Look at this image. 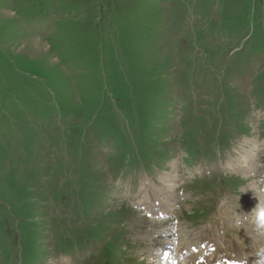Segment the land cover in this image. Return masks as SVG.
Wrapping results in <instances>:
<instances>
[{
  "label": "rangeland",
  "instance_id": "obj_1",
  "mask_svg": "<svg viewBox=\"0 0 264 264\" xmlns=\"http://www.w3.org/2000/svg\"><path fill=\"white\" fill-rule=\"evenodd\" d=\"M252 184L264 0H0V264H264Z\"/></svg>",
  "mask_w": 264,
  "mask_h": 264
},
{
  "label": "bare ground",
  "instance_id": "obj_2",
  "mask_svg": "<svg viewBox=\"0 0 264 264\" xmlns=\"http://www.w3.org/2000/svg\"><path fill=\"white\" fill-rule=\"evenodd\" d=\"M35 44V43H34ZM253 152H255V148H253V150H252ZM253 157L255 156V158H257L256 156H257V153L255 152V153H253V155H252ZM251 156V157H252ZM243 160H245L246 161V163H248V165H249V163L251 162V161H254V162H256L255 161V159L254 158H243ZM234 164V163H233ZM254 165V164H253ZM237 166V165H236ZM246 166V165H245ZM232 167V166H231ZM239 167V166H238ZM243 167H244V165H243ZM249 170V169H248ZM247 171V170H246ZM245 172V171H244ZM248 172V171H247ZM241 173V172H240ZM249 173V176H251L250 175V173H251V171L250 172H248ZM176 183V182H175ZM161 190V189H160ZM169 191V193H166V192H168ZM254 191H255V186L252 184V185H249V188H247L246 189V197L245 198H248V203H249V205H251V206H253V207H255V208H258V207H260V209L261 208H264V198H260L259 196H258V193H254ZM164 194H165V199L163 200L162 198L161 199H159L158 198V200H160V201H164V202H167V201H170V203H171V201L173 200V194L171 195V192H170V190H167L166 192H164V191H162ZM160 196V195H159ZM244 204V203H243ZM247 206V205H246ZM243 226V225H242ZM262 229H264V224H262ZM262 235H264V233L262 234ZM206 245L207 244H204V250H205V255L206 254H208L207 252L208 251H213V250H220L221 248L220 247H218V246H215V248L214 247H211V248H207L206 247ZM174 249V248H173ZM172 249V250H173ZM223 249V248H222ZM221 249V250H222ZM204 255V256H205ZM218 255V254H217ZM178 256V255H177ZM182 256V258L184 259L183 261H182V263L181 264H185V261L188 259V262L187 263H191V264H223L224 262H225V260L223 259V260H218L217 258H214L212 261H210V259H207V258H205L203 261L202 260H196V261H194V262H192L191 261V253H185V252H183V251H180V257ZM217 257V256H216ZM181 258V259H182ZM220 259V258H219ZM244 259L242 258V256L241 255H237V261H236V263L235 264H248L245 260L243 261ZM199 262V263H198Z\"/></svg>",
  "mask_w": 264,
  "mask_h": 264
},
{
  "label": "clouds",
  "instance_id": "obj_3",
  "mask_svg": "<svg viewBox=\"0 0 264 264\" xmlns=\"http://www.w3.org/2000/svg\"><path fill=\"white\" fill-rule=\"evenodd\" d=\"M257 222L264 224V208H261L257 211Z\"/></svg>",
  "mask_w": 264,
  "mask_h": 264
},
{
  "label": "crops",
  "instance_id": "obj_4",
  "mask_svg": "<svg viewBox=\"0 0 264 264\" xmlns=\"http://www.w3.org/2000/svg\"><path fill=\"white\" fill-rule=\"evenodd\" d=\"M254 163H255L254 161H251L249 164H252V166H253Z\"/></svg>",
  "mask_w": 264,
  "mask_h": 264
}]
</instances>
